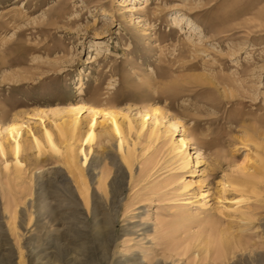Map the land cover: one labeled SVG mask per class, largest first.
<instances>
[{"label":"rangeland","instance_id":"obj_1","mask_svg":"<svg viewBox=\"0 0 264 264\" xmlns=\"http://www.w3.org/2000/svg\"><path fill=\"white\" fill-rule=\"evenodd\" d=\"M67 107L122 149L103 114L76 164L48 149ZM0 143V264H264V0H0Z\"/></svg>","mask_w":264,"mask_h":264},{"label":"bare ground","instance_id":"obj_2","mask_svg":"<svg viewBox=\"0 0 264 264\" xmlns=\"http://www.w3.org/2000/svg\"><path fill=\"white\" fill-rule=\"evenodd\" d=\"M82 109H83L82 107H67L63 110H60V111L58 110V111L54 112V114L58 115L56 117H58V119H59L58 122H56L54 126L56 129V134L61 139L60 143H59V141H57V138H55V136L53 135V132L50 129L46 128V129H44V132L42 133L46 146L48 147V149H50L54 152H57V153L60 152V148H59L60 144L64 143L63 148H64V153H65L64 156L66 157L65 161H67V163L69 165L76 164L75 159H74L75 158V148L73 147L74 141L80 142V145H82V143L84 142V143L88 144L89 145L88 147L90 148V145L96 136V133H95L96 122L94 121V116L96 114H103L105 116V119L110 121V123L112 124L110 129L108 130V132L114 133L118 136V139H119L118 140V148H119V150L122 149V145H123V139H124L123 134H122L123 133V130H122L123 125L120 121H118L117 112L114 109H112L111 107H106V108L89 107L88 110L90 111V114H89L90 120H89V122L87 121L88 124H87V126L85 125L86 126L85 130H83L82 126H81L80 112L82 111ZM144 110L145 111L142 112L143 116H145V117L153 116V119L155 121H157V113L160 111L158 107L147 108ZM144 124H145V120L142 121V123L140 124V128H142L144 126ZM171 126L176 127L177 123L174 121ZM130 127H131L130 122H128V128L130 129ZM19 128H20L19 123L17 124L15 122L13 124H10L7 128L9 133L11 134V136L14 139L13 143H11L10 146L8 147V150H11V152L13 153L14 159H15V164L20 163V159L18 157H19V153H20L21 143L17 139ZM177 142H178V146L175 147V150L176 149H177V151L179 150V152H180L179 157H181V159H182L181 164L183 167H185L189 164L190 160L193 158V152L191 153L188 150L189 140H187V138L181 136ZM34 143H35V147H37L38 151H41L42 146H41L40 141H38L37 137H34ZM0 155H5V149H4V146L2 145V143H0ZM122 157H123L124 162L130 168L131 163H132V153L127 149L126 154L123 155ZM194 158H196V161H197V155L194 156ZM85 160H86V156H85ZM5 167H6V165H5ZM20 171H21L20 167L15 168V172H17L18 174L20 173ZM259 173H262V176H260V177L264 178V166H263V160L262 159L259 160L257 166L248 175L254 176V175H257ZM194 182L195 181L191 178L183 186H184V188H188ZM83 183H84V181H83ZM241 184L242 183L240 181V184H238V185H239V187H242V189H243L247 183L244 185L243 184L241 185ZM246 188H247V185H246ZM251 188H252L251 192H255L256 188H254L253 185H251ZM247 189H249V188H247ZM78 190H80V193L82 194V196L86 200V196H84L85 192H86V186H83V189L79 188ZM240 190H241V188H240ZM240 201H242V199H239L237 202H240ZM113 235H114L113 233L109 232V234L106 236V241L107 240L109 242L112 241L115 238V236H113ZM244 235H246V234H244ZM246 239H248V238L246 237ZM247 241H250V240L248 239ZM235 244H237L238 247L247 246V242H245L243 240L242 236H238ZM235 247H236V245H235ZM205 252L206 253H204V254H207L208 252H210L209 248L206 247ZM218 254L219 255L216 256L215 260H217V258H220V259L223 258L224 259L226 257L225 256L226 249L222 248ZM21 255H22V253L19 254V258H21ZM204 257H206V256H204ZM102 263H104V262H101L100 264H102ZM18 264H21V262H18Z\"/></svg>","mask_w":264,"mask_h":264}]
</instances>
